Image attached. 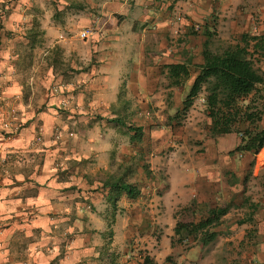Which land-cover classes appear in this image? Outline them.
<instances>
[{"label": "crops", "instance_id": "crops-1", "mask_svg": "<svg viewBox=\"0 0 264 264\" xmlns=\"http://www.w3.org/2000/svg\"><path fill=\"white\" fill-rule=\"evenodd\" d=\"M84 1L89 12L86 8L67 16L74 19L70 30L75 37L81 31H86V37L79 39L81 43H74V36L64 38L61 44L74 61L69 64L71 70L60 71L72 76L61 82L66 90L59 96L50 92L46 106L36 113L42 125V115L56 113L60 123L47 138L56 143L45 147V138L41 135L37 142V131H33L30 148L43 151L27 152L22 164L2 166L9 170V178L3 174L5 181H11L3 202L11 207V202L21 201L15 210L20 219L13 220L15 212L8 213L11 222L0 227V252L7 253L4 264H110V260L112 264H139L133 257L136 247H151V234L165 209L192 202L205 207L233 198L230 192L243 191L247 174L257 182L258 191L256 198L250 197L251 220L241 223L252 235L247 237L244 231L238 240L250 249L251 264H264V145L256 155L238 152L239 135L209 136L207 116L200 133L173 118L196 75L195 64L202 62L204 44L210 48L215 33L226 43L238 42L245 33L263 34L264 0ZM81 50L89 56L94 53L96 64L79 70L75 62ZM174 63L190 68V76L180 85H172L168 76L167 66ZM68 85L73 86L70 92ZM120 89L128 92L122 96ZM60 97L76 115L57 104H51L49 111L51 100L59 102ZM152 104L163 105L166 120L159 127L145 129L142 121L147 123L153 114ZM125 120L142 128L140 139H132L134 131L128 128L127 132L116 129L114 124ZM104 122L105 127L99 128ZM62 124L68 126L66 138L57 139L64 131ZM259 125L264 127V113ZM143 139L146 144L141 148ZM48 152L56 153L52 166L57 171L41 184ZM91 159H96L93 170ZM95 169H105L110 175L93 177ZM17 175H24V181L16 180ZM119 178L136 186L135 198L113 187L111 183ZM53 180L64 186L49 188ZM41 192L52 211L41 213L27 204L29 199L38 200ZM38 219L52 221L48 232L32 227ZM168 238L163 236L161 244H168ZM57 248L58 254L52 257ZM86 249L91 251L84 254ZM198 253L195 245L178 258L196 260Z\"/></svg>", "mask_w": 264, "mask_h": 264}, {"label": "rangeland", "instance_id": "rangeland-1", "mask_svg": "<svg viewBox=\"0 0 264 264\" xmlns=\"http://www.w3.org/2000/svg\"><path fill=\"white\" fill-rule=\"evenodd\" d=\"M86 2L84 0H67L66 5H61L60 0H27L24 3L23 0H3L0 3V53L8 52L10 59L7 61L8 65L11 66L14 71L11 74L13 80H6L0 82V122L11 126L15 129L14 132L9 133L0 129V136L4 137L3 141L0 143H9L12 140L20 138L21 133H24L28 129L32 131H37V142L42 139L40 129L42 124L40 120L36 119V113L42 110L46 105V99L48 98L50 92L56 93L57 96L61 95V89L66 90L61 86V82L70 75V73L62 74L63 71L71 70L69 64L74 61L73 57L66 55V47L61 46L64 42V38L73 37L74 43H81V35L78 33V37H75V32L70 30V26L73 25L74 19L67 16L68 12H79L87 8ZM90 9H86L85 12H89ZM13 15H19L24 19L20 22L12 20ZM84 39V37H83ZM61 40L60 42H58ZM78 41V42H77ZM226 44L220 38L217 37V33L210 44L211 50H217L222 45ZM86 53V52H84ZM81 50L80 59H77L75 63H78L80 67L79 70H85L90 65L96 64V56L94 53L84 54ZM3 57L0 56V61ZM260 66L264 70V57L262 56L259 61ZM62 70V73L61 71ZM52 73V82L48 88L44 87L43 82L48 80V73ZM75 71V70H74ZM0 73V76L6 75ZM63 75L61 78L59 75ZM33 79L34 83L30 86L28 84L29 79ZM18 83L22 86V95L17 99L16 97H4V91L10 88L13 84ZM58 86H61L59 89ZM127 93L126 90L120 89V94ZM63 93V92H62ZM201 96V95H200ZM20 105H24L25 112L29 113L31 118L24 120L23 117L25 112L20 111ZM31 105L29 108L28 106ZM68 102L66 99L60 97L58 108L62 111H66L68 114H73L67 108ZM60 106V107H59ZM163 105H150L154 112L152 115L148 116L147 123H144L145 129L147 127L153 128L155 126L159 127L166 120V116L163 115ZM115 107V106H114ZM180 108V107H179ZM178 108V109H179ZM109 109H111L109 107ZM163 113V114H162ZM178 112L176 111L175 114ZM99 119L101 116L97 115ZM206 114L203 109V103H201L197 98H194L191 106L187 110L179 113V117L176 118L179 124L183 127L191 129L193 132H201L200 130L205 127ZM67 117V115H65ZM97 117V118H98ZM163 117V118H162ZM70 121V120H69ZM107 123V122H106ZM99 123V128L103 129L105 124ZM120 124H114L116 129L121 131H126L127 128H136V123L133 120L120 121ZM140 123V122H138ZM74 126V125H72ZM179 127V126H178ZM199 142V141H198ZM145 141L141 144V148L145 146ZM28 153L21 154L19 152H9L5 159L0 160V190L6 189L7 184L4 183L5 178H9V170L6 172L5 167L8 164L9 167L13 163L20 164L27 158ZM135 162L138 163V157ZM72 160V159H70ZM92 160V161H91ZM91 169H94V164L96 165V159H91ZM73 161V160H72ZM26 162V161H24ZM69 163L71 161H68ZM22 164V163H21ZM93 164V165H92ZM20 166V165H19ZM5 170L3 172V169ZM68 172L69 169L64 170ZM91 173V176L105 177L110 175L105 169H98ZM113 173H116L112 169ZM6 174V177L4 175ZM246 182V183H245ZM258 187L257 182L253 181L250 174L244 177L243 191H236L235 193L230 192V196L233 198L223 199L221 201L212 202L209 205L214 204H230L229 212L223 217L225 221L224 224L217 227L219 235L216 240L201 247L199 244H192L184 241L182 243L175 242L177 237H173V228L176 219H195L200 217V214L204 212L205 207H198L196 215H191V211L184 209L189 205H181L175 207L171 211L165 209V213L160 215L161 221L156 222L157 228L151 236L153 237V243L151 247L144 249H138L136 247L135 257L136 263L139 264H250L249 252L250 249L246 245L243 246V241L238 240V236L246 230H243L239 220H246L248 213L250 211V197L257 195ZM228 202V203H227ZM28 215V214H27ZM26 215V217H27ZM19 220L20 217L16 216V212L13 213V220ZM9 222H11V217H7L0 220V227H8ZM172 228V229H171ZM171 229V230H170ZM171 232V234H170ZM163 236L169 237L168 244H161L160 239ZM232 237V239H230ZM228 238V239H225ZM173 241V244H172ZM197 245L199 253L196 255V260H179L178 255H184L193 246ZM139 258V259H137ZM169 258V259H168Z\"/></svg>", "mask_w": 264, "mask_h": 264}, {"label": "trees", "instance_id": "trees-1", "mask_svg": "<svg viewBox=\"0 0 264 264\" xmlns=\"http://www.w3.org/2000/svg\"><path fill=\"white\" fill-rule=\"evenodd\" d=\"M262 56L264 57V33L242 34L238 42L226 43L217 50H211L204 44L202 62L195 64L196 75L173 118H178L179 113L187 110L194 98L202 95L203 109L208 117L206 129L209 136L236 133L240 142L235 151L256 155L264 145V127L259 125L264 113V70L259 64ZM167 68L172 85H180L190 76V68L185 63L170 64ZM128 129L132 130V127ZM133 130L132 139H140L142 128L136 126ZM249 164L253 165V159ZM111 184L131 199L138 194L136 186L123 178ZM195 205L197 206L192 202L184 209L190 210L194 216L198 211ZM229 209V203H216L206 205L197 220L176 219L173 228V237H177L175 242L187 241L203 247L215 241L219 235L217 227L224 224L223 217ZM247 220H251L249 215L246 220H239L238 223ZM251 235V230L246 232L247 237ZM112 263L113 260H110V264Z\"/></svg>", "mask_w": 264, "mask_h": 264}, {"label": "clouds", "instance_id": "clouds-1", "mask_svg": "<svg viewBox=\"0 0 264 264\" xmlns=\"http://www.w3.org/2000/svg\"><path fill=\"white\" fill-rule=\"evenodd\" d=\"M24 3H27V0H23ZM0 3H3V0H0ZM60 4L61 5H66L67 4V0H60ZM24 18L19 16V15H13L12 16V20L16 21V22H20L21 20H23ZM80 35H87V33H80ZM101 37H96L95 39H100ZM0 56L3 57V60L0 61V73H4L5 70L7 72L6 75H2L0 76V82L6 81V80H13V76L11 75L14 71V69L8 65L7 61L10 59L9 53L8 52H3L0 53ZM52 82V73L51 71H49L48 73V80L44 81V87L48 88L49 85ZM34 83L33 79H29L28 80V84L31 86ZM72 85H68L67 90L70 92L72 90ZM61 91H63V89H61ZM4 97H16L17 99H19V97L22 95V86L18 83H15L13 81V84L10 88H7L4 91ZM2 98V97H0ZM51 104H59V102L56 99H52L50 102V106H49V111L51 112ZM20 111L21 112H25V107L24 105H20ZM29 108L31 107V105L28 106ZM70 107V105H69ZM73 112H75L76 110L73 109ZM81 113L83 112V110H80ZM31 116L29 113L25 112V115L23 117V119L26 121L28 119H30ZM44 123H43V127L40 129V133L41 135L45 138V147H51L53 144L56 143L55 140H50L47 139L48 137H51L53 135V128L55 124H59L60 121L58 120V118H56V113L52 112L51 115H42L40 117ZM71 119V117H69ZM61 127L64 129L63 132H61L59 134V136L57 137V139H65V132L67 131V124H62ZM0 129H3L6 132L12 133L15 131V129L11 126H8L2 122H0ZM35 139V133L32 131V129H28L26 130L24 133H21L20 138L19 139H15L12 140L9 143H0V160H3L6 158V156L9 154V152H19L21 154L27 153L29 151H35L36 153H40L41 151H43V149L41 148H35L32 149L30 148V145H32L33 140ZM4 137L0 136V141H3ZM56 153L55 152H48L47 153V158L44 161V172L45 175L43 177L39 178V182L41 184H44L45 181L52 175L54 174L57 169L55 167H53V157H55ZM76 159H80V157H76ZM28 163H31V161H28ZM66 167V165H65ZM25 177L24 175H17L16 176V180L18 181H24ZM33 179H37L35 176H33ZM11 181L10 180H6L5 184H10ZM64 185H58L56 184L55 180L52 181L51 184H49V188L51 189H55V188H59V187H63ZM13 191H20V189H13ZM9 195V191L7 189H3L0 190V214H4V215H0V220H3L6 218L8 213H13L16 210V205H20L21 201L16 200L11 202V207H6L4 201V198ZM27 204L30 206H35L36 208L39 209V211L41 213H47L49 211H52V207L49 204L48 199L45 198V192H41L40 198L38 200H33V199H29L27 201ZM52 223V221H48V220H37L33 223L32 227H40L43 228L45 232H48V224ZM28 235H31V232H28ZM90 249H86L84 254H87L88 252H90ZM59 252V249H54L52 251V257H55ZM7 253L5 252H0V264H4L5 262V258H6Z\"/></svg>", "mask_w": 264, "mask_h": 264}, {"label": "built area", "instance_id": "built-area-1", "mask_svg": "<svg viewBox=\"0 0 264 264\" xmlns=\"http://www.w3.org/2000/svg\"><path fill=\"white\" fill-rule=\"evenodd\" d=\"M80 33H86V31H81ZM81 37L85 38L86 35H81ZM198 100L201 102V103H204V97L201 95V96H198Z\"/></svg>", "mask_w": 264, "mask_h": 264}]
</instances>
